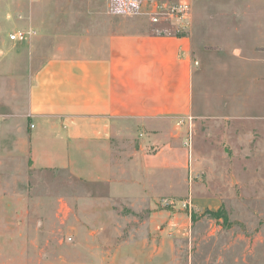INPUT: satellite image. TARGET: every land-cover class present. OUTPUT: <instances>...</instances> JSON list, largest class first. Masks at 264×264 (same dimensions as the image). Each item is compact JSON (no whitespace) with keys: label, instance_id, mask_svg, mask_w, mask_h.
<instances>
[{"label":"rangeland","instance_id":"rangeland-1","mask_svg":"<svg viewBox=\"0 0 264 264\" xmlns=\"http://www.w3.org/2000/svg\"><path fill=\"white\" fill-rule=\"evenodd\" d=\"M13 10H30L53 34L131 24L158 35L164 33L156 29L166 28L145 15L110 16L106 0H11L9 17ZM184 34L197 61L190 130L127 120L113 147L120 168L134 167V152L158 165L166 148L168 161L182 169L180 176H162L158 190L179 184L158 197L152 211L180 212L187 221L173 227L165 217L149 222L145 211L124 204L105 219L80 216V196L96 194L87 188L101 185L65 170H39L29 180L33 202L13 209L18 221L11 223L10 213L9 222L0 217V264H264V83L254 82L264 75V0H192ZM159 132L170 140L149 139ZM148 178L155 185L158 176ZM92 205L82 206L89 213Z\"/></svg>","mask_w":264,"mask_h":264},{"label":"crops","instance_id":"crops-1","mask_svg":"<svg viewBox=\"0 0 264 264\" xmlns=\"http://www.w3.org/2000/svg\"><path fill=\"white\" fill-rule=\"evenodd\" d=\"M10 1L0 0V217L9 222L10 213L11 223L18 221L13 209L34 200L30 176L58 169L104 187H88L86 192L96 194L80 196V216L105 219L117 215V204L145 211L149 222L163 217L172 227L176 220L186 222L180 212L152 211L158 197L177 191V182L167 183L168 192L159 191L158 182L167 172L179 175L181 164L169 162L164 148L158 165L134 152V167L120 168L113 143L127 120L188 130V122L176 120H193L197 64L191 38L145 33L131 24L96 34H53L34 22L30 10H13L9 17ZM28 29L36 34L23 42L9 40L10 33ZM263 76L254 81L258 86ZM149 139L170 136L159 132ZM151 175L158 176L155 185ZM84 202L93 211L86 213Z\"/></svg>","mask_w":264,"mask_h":264},{"label":"built area","instance_id":"built-area-1","mask_svg":"<svg viewBox=\"0 0 264 264\" xmlns=\"http://www.w3.org/2000/svg\"><path fill=\"white\" fill-rule=\"evenodd\" d=\"M191 1L174 0L163 2L161 0H106V13L110 16L145 15L152 24H163L164 29H156L158 33L184 34L189 32L191 26ZM36 34V30H17L8 35L9 40L23 42ZM197 64V61H194ZM188 122L191 128L192 117H179L177 125ZM33 127V125H31ZM164 201V200H163Z\"/></svg>","mask_w":264,"mask_h":264}]
</instances>
